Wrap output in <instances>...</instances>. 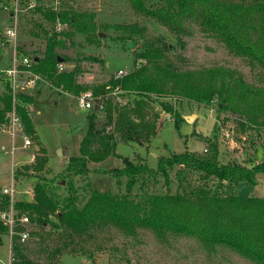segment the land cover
Masks as SVG:
<instances>
[{
	"label": "trees",
	"instance_id": "1",
	"mask_svg": "<svg viewBox=\"0 0 264 264\" xmlns=\"http://www.w3.org/2000/svg\"><path fill=\"white\" fill-rule=\"evenodd\" d=\"M128 1L136 14L174 35L181 49L184 48L181 38L187 36L188 29L198 26L231 55L256 62L264 71V0ZM36 11L52 24L59 20L72 27L75 33L84 35L88 43L99 45L100 33L96 31L93 13L64 9L56 14L41 7ZM129 29L134 35L144 31V27ZM44 35V53L33 57L32 70L43 77L50 89L73 96L91 90L97 97L109 89L118 88L133 97V102L128 101L121 107L113 105L111 97H106L102 111L95 108L88 113V128L80 142L79 155L68 159L63 178L88 177L91 173H98V168L91 170L90 166H100L115 154V133L124 142H138L142 138L151 140L156 127L146 121L147 100H151L148 95L179 98L199 109L213 108L218 115L234 112L249 125L264 126V88L248 85L242 75L221 67L180 69L169 58L173 45L163 39L142 43V49L134 54V69L127 75L90 87L77 82L76 72L58 71V65L66 62V58L56 51L59 34L45 31ZM89 59L97 61L96 58ZM33 102L28 90L19 89L13 103L9 83L0 77V126L8 122L14 106L24 131L29 135L35 134L29 113ZM162 106L171 114L176 126L185 121L172 106ZM97 114L104 115L113 129L98 130ZM215 126L212 137L205 141L208 147L205 154L185 153L160 158L156 170L144 163L123 159L122 168L107 173L118 185L122 179L126 180L125 193L95 191L88 183L89 195L80 202L71 179L66 194L59 193L64 179L57 183L39 179L34 186L33 200L14 203L17 211L11 237L14 264H37L28 257L30 252L45 254L49 264H60L58 258L63 254L62 249L75 253L69 248L75 236L83 237L107 227L119 229L127 236H135L138 230L151 231L159 239H165L169 234L187 236L205 248L226 247L255 264H264V198L241 197L236 192L239 185L252 188L258 185V177H264V159L248 166L236 160H221ZM42 152L40 157L35 156L33 169L36 174L42 172L47 164L48 159L44 150ZM175 167L181 184L187 169L196 174V191L181 189L175 194H155L142 191L140 185L138 192L133 193L136 183L140 179L144 181L143 178L159 175L168 183L169 172ZM8 208L9 198L1 195L0 213ZM22 215L28 217V225L31 224L33 230L18 222ZM22 231L29 232V242L20 241L19 233ZM52 232L59 234L55 245L48 241ZM1 235H8V227L0 220Z\"/></svg>",
	"mask_w": 264,
	"mask_h": 264
},
{
	"label": "rangeland",
	"instance_id": "2",
	"mask_svg": "<svg viewBox=\"0 0 264 264\" xmlns=\"http://www.w3.org/2000/svg\"><path fill=\"white\" fill-rule=\"evenodd\" d=\"M50 1L47 3L50 4ZM58 2L57 14L64 9H72L95 15L96 31L100 33L99 45L88 43L84 35L75 33L69 25L57 33L59 45L56 51L66 58L63 72H76L75 78L82 85L90 87L104 85L115 77L118 71L128 74L134 69V54L142 49V43L146 40L163 39L173 45L169 58L180 69L221 67L223 70L242 75L248 85L264 88V71L258 63L231 55L220 42L205 35L198 26L188 29L187 36L181 38L184 41V48L181 49L179 40L174 35L152 20L136 14L128 0H58ZM8 23V15L0 12V77L4 75L2 71L9 67L14 52L2 36L3 29ZM130 27H144V31L142 34L134 35L131 34ZM45 31L52 33L55 29L53 24L37 11L21 14L16 53L27 54L29 57L42 56L46 45ZM89 58H96L97 61L93 62ZM36 89L42 91L29 107L35 131V134H27L32 146L24 149L23 138L20 135L12 142L8 135L0 133V196L3 189L14 183L17 190L14 203L33 200L34 186L39 179H48L55 183L64 179L60 183L61 194L67 193V184L71 179L80 202L89 195L88 183L95 191L125 193L126 180L122 179L118 185L107 173L122 168L123 159L134 163L144 162L148 168L156 170L160 158L185 153L197 156L205 154L208 148L205 141L212 137L214 125L221 160L224 162L236 160L250 165L254 161L256 163L264 159V126L249 125L242 116L234 112L218 115L213 108L199 109L193 104L180 101L179 98L148 95L151 100H147L146 121L155 124L156 130L159 129L157 134L151 140L142 138L138 142H124L115 133V154L100 166L98 164L90 166L91 170L98 168V173H91L88 177L66 179L63 178L66 163L70 157L79 155V145L88 128L86 117L90 111L78 108L76 101L78 96L48 89L46 83L37 85ZM100 95L112 97V104L121 107L127 104H121L116 97L129 94L115 88ZM130 101L133 102V98H130ZM163 104L172 106L182 117H195L189 123L182 121L176 126L171 114L164 111ZM167 114L171 116L170 119L167 118ZM97 115L98 130L113 129V125H109L104 115ZM242 124L244 128L241 127ZM61 148L68 152L67 161L62 155H58ZM42 150L48 160L44 170L36 174L33 169L35 162H31V157L32 155L40 157L43 154ZM177 169L175 167L169 172L168 183L159 175L143 178L144 181L140 179L133 188V193L138 192L140 185L142 191L155 194L166 192L175 194L181 189L188 192L196 191L198 189L196 174L187 169L185 172L187 175L181 184L177 178ZM236 192L241 197L264 198V177H258V185L255 188L239 185ZM51 219L55 220L54 217ZM27 228L33 230L31 224ZM48 228L47 226V231ZM51 235L48 241L55 245L59 234L52 232ZM74 238L69 248L74 249L75 253L70 254L67 253L68 250L62 249L63 254L58 258L60 264H255L226 247L205 248L187 236L169 234L165 239H159L148 230H138L135 236H127L119 229L107 227ZM29 241L30 238L26 242ZM8 249L9 239L5 236L0 245V264H7ZM28 257L37 264H49L45 254L30 252Z\"/></svg>",
	"mask_w": 264,
	"mask_h": 264
},
{
	"label": "built area",
	"instance_id": "3",
	"mask_svg": "<svg viewBox=\"0 0 264 264\" xmlns=\"http://www.w3.org/2000/svg\"><path fill=\"white\" fill-rule=\"evenodd\" d=\"M48 0H3L0 3V12L8 15L9 23L4 27L2 36L8 41L9 46L14 49L11 63L9 67L2 71L3 77L9 83L11 88V92L13 95V103L15 102V94L19 89L24 90H34L37 88V85L46 83L43 77L39 74H36L32 67L34 65L33 57H29L26 54H17L16 48L17 46V38H18V26H19V17L24 13H32L36 11V8L41 7L46 11L54 12L57 14L58 0H51L50 4L47 3ZM55 29V33H59L63 29H65L66 25L56 20L53 24ZM64 69L63 64L58 65V71L62 72ZM127 73H123L122 71H118L117 75L114 77L115 79H120L125 76ZM116 96L117 93H114ZM112 99V97H111ZM117 101L121 104H127L129 98L126 95L121 97H116ZM106 96H95L92 91H87L80 96L76 97V101L78 103V108L87 111H93L95 108L99 109V112L102 111L105 107ZM168 119L171 116L168 115ZM0 133L6 134L11 138L13 142L14 138L17 135H20L23 138V148L28 149L32 146V141L28 137L27 133L24 131V127L21 123L20 118L18 117L14 106L13 110L10 113V118L7 123L0 126ZM13 152V149H12ZM35 160V155H32L31 162ZM17 193L16 188L14 187V183L11 184L9 188H5L2 190V195L7 196L9 198V208L6 211L0 213V220L8 227V236L11 237L14 235V227H15V217L17 215V211L14 209L15 195ZM29 194V192H27ZM18 222L26 226L29 223L28 217L22 215ZM20 241L25 242L29 238L28 231H22L19 233ZM7 264H14V260L11 257L8 259Z\"/></svg>",
	"mask_w": 264,
	"mask_h": 264
},
{
	"label": "crops",
	"instance_id": "4",
	"mask_svg": "<svg viewBox=\"0 0 264 264\" xmlns=\"http://www.w3.org/2000/svg\"><path fill=\"white\" fill-rule=\"evenodd\" d=\"M27 55V54H26ZM30 56V55H29ZM48 89H49V86H48ZM29 91V94L33 97V99H35L38 95H41V91L42 90H39V89H35V90H28ZM69 95V94H68ZM127 96V95H126ZM127 98H129V101H130V98H133L132 96H127ZM131 102V101H130ZM162 111V110H161ZM168 115V114H167ZM183 115V114H182ZM30 117H31V119H32V116H31V114H30ZM185 117H187V116H183V118H184V120H185ZM186 121V120H185ZM168 122H170V121H168ZM187 122V121H186ZM188 123V122H187ZM158 128H157V130H156V134H157V132H158ZM263 142H264V139H263ZM205 148H206V146L204 147V149H203V151L205 150ZM142 163H144V162H142ZM254 163H255V161H254ZM145 164V163H144ZM253 164V163H252ZM245 165H247L248 166V164H245ZM6 237H8V239H9V249H8V259L11 257V239H10V237L8 236V235H5ZM4 235H1L0 236V245H2V239H3V237H5Z\"/></svg>",
	"mask_w": 264,
	"mask_h": 264
},
{
	"label": "water",
	"instance_id": "5",
	"mask_svg": "<svg viewBox=\"0 0 264 264\" xmlns=\"http://www.w3.org/2000/svg\"><path fill=\"white\" fill-rule=\"evenodd\" d=\"M194 117L193 116L192 117L191 116H187V117H185V120L189 123ZM58 155H62L65 158V161H67L68 152L65 149H63V148L59 149L58 150Z\"/></svg>",
	"mask_w": 264,
	"mask_h": 264
}]
</instances>
